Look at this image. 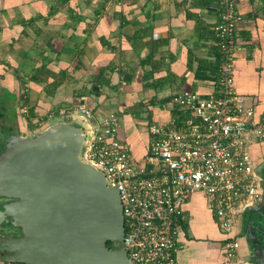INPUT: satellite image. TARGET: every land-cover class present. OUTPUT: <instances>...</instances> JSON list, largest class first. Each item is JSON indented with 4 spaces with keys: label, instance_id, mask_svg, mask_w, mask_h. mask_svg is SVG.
Segmentation results:
<instances>
[{
    "label": "crops",
    "instance_id": "0c3cea01",
    "mask_svg": "<svg viewBox=\"0 0 264 264\" xmlns=\"http://www.w3.org/2000/svg\"><path fill=\"white\" fill-rule=\"evenodd\" d=\"M237 12L236 91L260 119L264 0H237ZM219 22L220 0H0V149L7 133L29 137L58 118L76 123L85 99L95 115H118L120 141L144 163L149 127L181 114L177 94L216 93ZM251 154L264 156V143ZM255 211L240 214L236 229L249 264ZM181 223L177 264H225L227 237L206 194L189 197Z\"/></svg>",
    "mask_w": 264,
    "mask_h": 264
},
{
    "label": "built area",
    "instance_id": "2783aa9c",
    "mask_svg": "<svg viewBox=\"0 0 264 264\" xmlns=\"http://www.w3.org/2000/svg\"><path fill=\"white\" fill-rule=\"evenodd\" d=\"M241 20L237 0H220L216 93L177 94L173 103L185 121L174 118L170 124L149 127L144 163H135L120 141L116 113L95 115L85 99L77 108L74 121L86 135L81 159L119 189L129 264H177L181 220L189 197L197 192L211 199L227 237L225 264H249L240 256L236 229L239 215L263 199L251 146L264 143V116L257 119L255 106L236 91V31Z\"/></svg>",
    "mask_w": 264,
    "mask_h": 264
},
{
    "label": "water",
    "instance_id": "95a60500",
    "mask_svg": "<svg viewBox=\"0 0 264 264\" xmlns=\"http://www.w3.org/2000/svg\"><path fill=\"white\" fill-rule=\"evenodd\" d=\"M85 140L72 122L29 137L7 133L0 149L1 263L129 264L119 189L81 159ZM263 206L262 199L247 211ZM254 252V263L264 264V241Z\"/></svg>",
    "mask_w": 264,
    "mask_h": 264
},
{
    "label": "flooded vegetation",
    "instance_id": "af4514ba",
    "mask_svg": "<svg viewBox=\"0 0 264 264\" xmlns=\"http://www.w3.org/2000/svg\"><path fill=\"white\" fill-rule=\"evenodd\" d=\"M254 166L261 178V184L263 188V200H264V156L253 158ZM259 209V210H258ZM257 210V211H255ZM250 219V226L248 233L253 237L250 238L253 245L257 246L260 241H264V206L262 208H256ZM257 244V245H256Z\"/></svg>",
    "mask_w": 264,
    "mask_h": 264
},
{
    "label": "trees",
    "instance_id": "16d2710c",
    "mask_svg": "<svg viewBox=\"0 0 264 264\" xmlns=\"http://www.w3.org/2000/svg\"><path fill=\"white\" fill-rule=\"evenodd\" d=\"M31 112H32V114L34 115V113H33L34 111L31 110ZM178 113H179V112H178ZM178 113H177V114H178ZM33 115H32V116H33ZM177 118H178V121H179L181 124L185 121V117H184V115H183L182 113H181Z\"/></svg>",
    "mask_w": 264,
    "mask_h": 264
},
{
    "label": "rangeland",
    "instance_id": "374dc122",
    "mask_svg": "<svg viewBox=\"0 0 264 264\" xmlns=\"http://www.w3.org/2000/svg\"><path fill=\"white\" fill-rule=\"evenodd\" d=\"M56 121H57V122H60V121L63 122V121H66V120H65V118H58V119L55 120L54 122H56ZM54 122H52V123H54ZM57 122H56V123H57ZM135 163H136V162H135Z\"/></svg>",
    "mask_w": 264,
    "mask_h": 264
}]
</instances>
